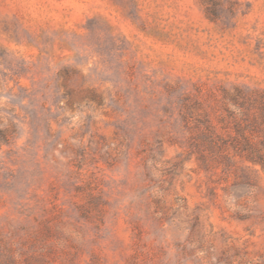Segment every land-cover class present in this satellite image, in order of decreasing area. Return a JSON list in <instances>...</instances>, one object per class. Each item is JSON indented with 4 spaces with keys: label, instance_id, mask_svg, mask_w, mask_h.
I'll return each instance as SVG.
<instances>
[{
    "label": "rangeland",
    "instance_id": "obj_1",
    "mask_svg": "<svg viewBox=\"0 0 264 264\" xmlns=\"http://www.w3.org/2000/svg\"><path fill=\"white\" fill-rule=\"evenodd\" d=\"M239 91L264 0H0V264H264V173L206 170L182 120Z\"/></svg>",
    "mask_w": 264,
    "mask_h": 264
},
{
    "label": "trees",
    "instance_id": "obj_2",
    "mask_svg": "<svg viewBox=\"0 0 264 264\" xmlns=\"http://www.w3.org/2000/svg\"><path fill=\"white\" fill-rule=\"evenodd\" d=\"M63 73L66 78L70 75L67 69ZM239 92L241 96L227 92L228 96L218 99L217 123L211 116L213 109L190 96L183 98L182 120L190 131L188 152L195 154L206 170L221 166L224 173L233 174L235 186H257L259 174L264 173V94ZM71 93L67 89V94Z\"/></svg>",
    "mask_w": 264,
    "mask_h": 264
}]
</instances>
